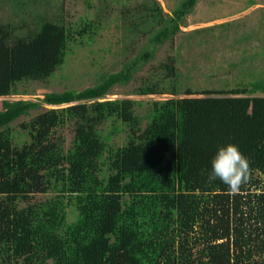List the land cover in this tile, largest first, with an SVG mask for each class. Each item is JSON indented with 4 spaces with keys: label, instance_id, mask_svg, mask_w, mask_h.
I'll return each mask as SVG.
<instances>
[{
    "label": "trees",
    "instance_id": "1",
    "mask_svg": "<svg viewBox=\"0 0 264 264\" xmlns=\"http://www.w3.org/2000/svg\"><path fill=\"white\" fill-rule=\"evenodd\" d=\"M198 1L183 0L171 14L158 0L123 3L116 18L128 34L149 37L136 59L81 91L3 101L0 264H264V76L207 91L210 98L152 101L145 115L136 113L141 102L107 98L182 31ZM26 2L15 3L19 12ZM99 7L93 19L69 26L61 8L52 20L38 13L25 37L0 24V97L27 95L20 84L54 78L72 43L93 41L105 28L107 10ZM153 75L133 94H177L174 61ZM23 117L31 118L14 129ZM67 126L69 146L60 134ZM120 133L123 145L112 141ZM228 144L252 169L235 192L208 181L211 161Z\"/></svg>",
    "mask_w": 264,
    "mask_h": 264
},
{
    "label": "rangeland",
    "instance_id": "2",
    "mask_svg": "<svg viewBox=\"0 0 264 264\" xmlns=\"http://www.w3.org/2000/svg\"><path fill=\"white\" fill-rule=\"evenodd\" d=\"M17 1L0 0V24H12L19 29L18 35L27 36L34 31L36 14L47 20L62 10L66 25L80 22L81 17L94 18L99 5L110 10L104 15L105 28L93 41L72 43L70 54L64 67L47 82H29L20 84V93L10 97H0V111L3 101L33 100L44 98L48 93L65 90L81 91L95 85L100 78L112 72H119L123 65L132 62L146 47L149 37L143 33L128 34L122 20H118L119 11L126 3L130 7L141 6L143 0H32L20 11ZM166 14H171L183 0H158ZM132 9V8H131ZM26 25V26H25ZM76 27V26H75ZM182 31L174 39L157 48L154 57L136 73L128 85L116 86L109 99H132L143 105L136 106V113L145 115L152 101L177 99L210 98L207 91L233 89L264 76V0H199L193 12L186 18ZM174 61L179 72L176 95L138 96L133 91L143 80L155 77L161 64ZM192 94H187V91ZM48 108H53L49 107ZM39 112V111H38ZM38 112H33L36 115ZM23 117L14 125L30 120ZM111 125L103 127L109 132ZM60 134L69 146L74 137L72 126L60 129ZM125 134L120 133L112 140L123 145ZM45 195L34 198L44 200ZM72 220V218L70 219Z\"/></svg>",
    "mask_w": 264,
    "mask_h": 264
},
{
    "label": "clouds",
    "instance_id": "3",
    "mask_svg": "<svg viewBox=\"0 0 264 264\" xmlns=\"http://www.w3.org/2000/svg\"><path fill=\"white\" fill-rule=\"evenodd\" d=\"M251 172L249 159L239 151L238 146L228 144L218 149L216 156L211 161L208 181L219 179L228 186L230 191L235 192L249 182Z\"/></svg>",
    "mask_w": 264,
    "mask_h": 264
}]
</instances>
